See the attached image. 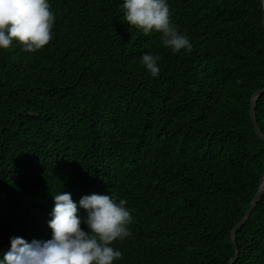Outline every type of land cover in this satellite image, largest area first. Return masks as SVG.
Listing matches in <instances>:
<instances>
[{"label": "trees", "instance_id": "trees-1", "mask_svg": "<svg viewBox=\"0 0 264 264\" xmlns=\"http://www.w3.org/2000/svg\"><path fill=\"white\" fill-rule=\"evenodd\" d=\"M122 2L49 0V44L0 49V256L10 238H51L52 196L95 192L133 217L114 264H229L264 173L250 115L263 2L168 0L192 43L180 53L125 22ZM146 53L161 57L156 78ZM255 114L264 136V93ZM235 240L233 264H264V194Z\"/></svg>", "mask_w": 264, "mask_h": 264}, {"label": "clouds", "instance_id": "clouds-1", "mask_svg": "<svg viewBox=\"0 0 264 264\" xmlns=\"http://www.w3.org/2000/svg\"><path fill=\"white\" fill-rule=\"evenodd\" d=\"M121 7L125 22L145 36L160 33L163 46L173 53L192 50L190 38L170 19L168 0H123ZM55 20L49 0H0V49L17 42L24 52H38L53 39ZM160 59L152 53L141 57L153 78L160 75ZM52 199L51 238L31 242L10 238V248L0 256V264H114L122 259V252L112 245L131 235L128 226L133 217L125 199L117 202L113 196L94 192L77 203L71 193L61 191Z\"/></svg>", "mask_w": 264, "mask_h": 264}, {"label": "water", "instance_id": "water-1", "mask_svg": "<svg viewBox=\"0 0 264 264\" xmlns=\"http://www.w3.org/2000/svg\"><path fill=\"white\" fill-rule=\"evenodd\" d=\"M262 2H263V10H264V0H262ZM262 22L264 24V13H263ZM262 93H264V87L262 89L256 91L253 94V96L251 98V101H250V115H251L252 122L254 124V129H255L256 134L264 142V136L259 131V128H258V125H257L256 114H255L256 99ZM263 179H264V173H263V175L261 177L260 185H259L258 191L256 193V196L254 197L250 207L248 208V210H247L246 214L244 215V217L238 222V224L235 226V228L231 232L232 242H233V244L235 246L236 253H235L234 257L231 259L229 264H233L234 261L236 260L237 256H238V251H237V248H236V240H235V231L237 230V228L241 227L247 221L249 215L251 214L252 210L256 206V204H257L258 200L260 199L261 195L264 194V189L262 188V180Z\"/></svg>", "mask_w": 264, "mask_h": 264}, {"label": "bare ground", "instance_id": "bare-ground-1", "mask_svg": "<svg viewBox=\"0 0 264 264\" xmlns=\"http://www.w3.org/2000/svg\"><path fill=\"white\" fill-rule=\"evenodd\" d=\"M262 188L264 189V179L262 180Z\"/></svg>", "mask_w": 264, "mask_h": 264}]
</instances>
